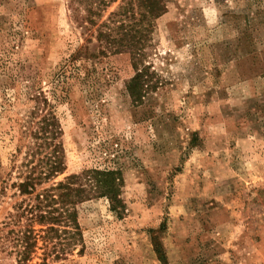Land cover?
<instances>
[{
	"label": "rangeland",
	"instance_id": "374dc122",
	"mask_svg": "<svg viewBox=\"0 0 264 264\" xmlns=\"http://www.w3.org/2000/svg\"><path fill=\"white\" fill-rule=\"evenodd\" d=\"M98 1L81 26L76 1L0 0V264H162L154 241L166 264H264V0H164L146 20ZM141 27L136 69L96 39ZM47 113L64 171L23 194ZM93 171L117 174L122 209L91 193L74 240L56 188Z\"/></svg>",
	"mask_w": 264,
	"mask_h": 264
},
{
	"label": "trees",
	"instance_id": "16d2710c",
	"mask_svg": "<svg viewBox=\"0 0 264 264\" xmlns=\"http://www.w3.org/2000/svg\"><path fill=\"white\" fill-rule=\"evenodd\" d=\"M74 1L78 4H82L85 7L86 15L83 17L79 16V11H77L74 15V19L77 22H80L81 26L85 23L94 24L93 18L98 13L93 11V6L97 3L98 0H69L70 9L75 11ZM102 3L103 0L98 1ZM140 9L142 10L141 19H157L165 12L164 0H137ZM109 3H113V0H110ZM105 4V3H104ZM98 5V3H97ZM105 6V5H104ZM110 16H116V14H111ZM146 31L143 27L140 29H130V31L124 32V34H120L119 38H112L107 32L97 31V42L101 45L102 42H105L108 50L113 54L119 53H128L131 61L133 69H136V62L139 60V52L142 50V45H140L142 32ZM100 47V46H99ZM103 55V50L100 51ZM76 57H79V53ZM145 81L142 79L139 73L131 79L128 85V91L132 98L139 97V92L142 89V85ZM32 102L35 106L39 104L47 106L46 100L42 99L41 95L34 97ZM37 131L35 132V138L39 139L42 143L37 146V149L42 150L43 147L51 148L49 152V157H45V162L43 170L39 172L36 177H32V173L25 177L23 183H21L18 187L23 194H31L34 191L35 181L37 179H50L55 176L62 174L64 171L63 159L60 157V153L62 152V147L60 142L54 143V141L60 137V127L55 119V117L51 113H47V115L43 116L38 123H36ZM16 153H19L16 150ZM38 154V153H35ZM49 162V163H48ZM86 173L85 176L89 177L88 179V189L80 183L81 176L72 175L69 176L65 183H60L56 190L59 192L57 197L59 199L60 204L64 207L66 204H70L72 206V212L70 213L71 224L74 230L72 239H76L79 236L78 234V224L76 222V205L82 203L91 197V193H97L101 197H107L112 204V210L119 212L122 207L120 202L118 201L119 195V184L117 182L116 176L117 174L114 171H93L89 175ZM60 221V220H59ZM61 222V221H60ZM154 241V240H152ZM154 249L155 253L158 256L159 261L162 264H166V258L161 248V245L154 241Z\"/></svg>",
	"mask_w": 264,
	"mask_h": 264
},
{
	"label": "clouds",
	"instance_id": "9594fccd",
	"mask_svg": "<svg viewBox=\"0 0 264 264\" xmlns=\"http://www.w3.org/2000/svg\"><path fill=\"white\" fill-rule=\"evenodd\" d=\"M206 12H207V10H206ZM216 14H217V13L215 12V9H213L212 12H211V15H212L213 17H215Z\"/></svg>",
	"mask_w": 264,
	"mask_h": 264
}]
</instances>
